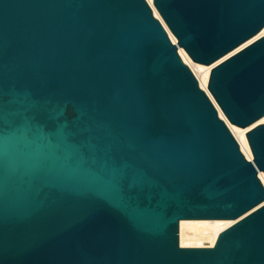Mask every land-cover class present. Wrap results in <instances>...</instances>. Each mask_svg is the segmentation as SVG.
<instances>
[{
	"label": "water",
	"instance_id": "95a60500",
	"mask_svg": "<svg viewBox=\"0 0 264 264\" xmlns=\"http://www.w3.org/2000/svg\"><path fill=\"white\" fill-rule=\"evenodd\" d=\"M153 3L177 42L148 0H0L3 122L29 92L48 126L0 131V264H264V122L248 159L179 53L228 55L264 27V0ZM208 89L232 123L262 117L264 36L214 65ZM53 125L149 142L128 161L145 179L112 187L99 148L75 151ZM182 219L236 223L182 246Z\"/></svg>",
	"mask_w": 264,
	"mask_h": 264
},
{
	"label": "snow or ice",
	"instance_id": "6c2138e0",
	"mask_svg": "<svg viewBox=\"0 0 264 264\" xmlns=\"http://www.w3.org/2000/svg\"><path fill=\"white\" fill-rule=\"evenodd\" d=\"M149 3H151V0H149ZM261 35L264 36V31L261 32ZM173 40H175L174 37ZM7 94L4 91V82L0 83V131L6 133L12 128L28 126L37 129L41 134L45 135L44 130L48 126L44 125L42 127L41 125V109L47 101L34 93L25 92L23 94V106L14 113V118L5 124L3 122V113L6 105L4 96ZM7 103H12V101ZM85 132L88 133L87 136L84 135ZM56 134H59L64 142L75 151L86 153L90 147H98L102 152L105 173L109 177L108 183L112 187L125 191L129 187H135L137 181L145 179V173L142 168L137 167L130 171L128 164L129 160H138L146 155L151 148V144L140 137L131 135L124 138L114 137L102 146H97L92 143L87 125L83 128L76 126L71 129H65L62 125H53L46 136ZM261 178L264 179V173L261 174ZM129 198L131 199V196ZM232 223H236V221H232ZM200 255L212 256L214 253Z\"/></svg>",
	"mask_w": 264,
	"mask_h": 264
},
{
	"label": "bare ground",
	"instance_id": "6f19581e",
	"mask_svg": "<svg viewBox=\"0 0 264 264\" xmlns=\"http://www.w3.org/2000/svg\"><path fill=\"white\" fill-rule=\"evenodd\" d=\"M150 5L152 6L154 10L155 15L158 18H160L162 22L164 23L172 40L174 37L175 40L173 41L177 42L176 36L171 32V30L167 27V25L163 21V18L161 17L160 13L155 7L153 0H151ZM262 31H264V27L256 35L248 39L246 42L241 44L239 47H237L235 50L230 52L228 55L238 51L242 47L248 45L255 39L262 36L261 35ZM179 52L181 56L183 57V60L190 66V68L192 69L196 77L198 78L200 86L208 92L210 97L215 102L214 97L212 96L211 92L208 89L210 72H211L212 67L217 64V61L219 62L222 61V59H224L228 55L224 56L223 58L217 60L216 62L212 64H204L201 62L194 61L190 57V55L186 52V50L180 46H179ZM215 104L219 110L220 116L225 119L231 132L234 134V136L238 140L240 147L242 151L244 152V154L247 156L248 159H252L253 152L248 142L246 133L249 129H251L255 125L264 122V115L248 126H240V125H237L229 121V119L225 116V114L223 113L218 103L215 102ZM262 173L264 172L263 171L259 172L260 178H261ZM262 181L264 183V179H262ZM232 221H236V220L234 219H182L180 221V226H179L180 243L182 246H202V247L213 246L217 240L219 233L225 228H227L228 226H230L231 224H233Z\"/></svg>",
	"mask_w": 264,
	"mask_h": 264
},
{
	"label": "rangeland",
	"instance_id": "374dc122",
	"mask_svg": "<svg viewBox=\"0 0 264 264\" xmlns=\"http://www.w3.org/2000/svg\"><path fill=\"white\" fill-rule=\"evenodd\" d=\"M164 21V20H163ZM166 24V23H165ZM168 27V26H167ZM180 53V52H179ZM181 55V54H180ZM183 58V57H182ZM216 102V101H215Z\"/></svg>",
	"mask_w": 264,
	"mask_h": 264
}]
</instances>
